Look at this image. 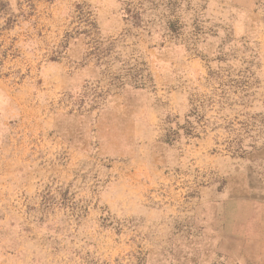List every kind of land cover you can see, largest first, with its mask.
<instances>
[{
  "label": "rangeland",
  "instance_id": "374dc122",
  "mask_svg": "<svg viewBox=\"0 0 264 264\" xmlns=\"http://www.w3.org/2000/svg\"><path fill=\"white\" fill-rule=\"evenodd\" d=\"M0 81V264H264V0H0Z\"/></svg>",
  "mask_w": 264,
  "mask_h": 264
},
{
  "label": "crops",
  "instance_id": "0c3cea01",
  "mask_svg": "<svg viewBox=\"0 0 264 264\" xmlns=\"http://www.w3.org/2000/svg\"><path fill=\"white\" fill-rule=\"evenodd\" d=\"M6 86L0 81V159H10L4 151L10 147L12 138L9 135L13 124L17 133L22 126L27 128L29 122L44 126V97H9ZM54 98L49 97L52 101Z\"/></svg>",
  "mask_w": 264,
  "mask_h": 264
}]
</instances>
